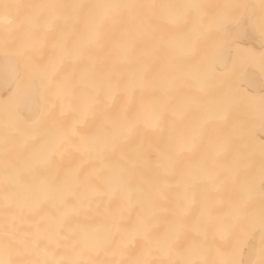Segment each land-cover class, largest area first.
Returning <instances> with one entry per match:
<instances>
[{"label": "bare ground", "instance_id": "1", "mask_svg": "<svg viewBox=\"0 0 264 264\" xmlns=\"http://www.w3.org/2000/svg\"><path fill=\"white\" fill-rule=\"evenodd\" d=\"M114 2L156 7L118 10L105 39L87 45L92 6ZM226 2L0 0V105L16 87L18 50L49 77L40 83L47 103L36 114L25 105L13 127L0 128V237L5 224L13 234L0 257L215 264L236 249L237 261L260 264V0H239L253 20L201 83L218 35L215 6ZM52 3L61 7H39ZM190 3L206 7H182ZM221 74L239 96L227 121ZM6 197L15 202L8 216ZM34 241L48 255L25 254Z\"/></svg>", "mask_w": 264, "mask_h": 264}, {"label": "snow or ice", "instance_id": "2", "mask_svg": "<svg viewBox=\"0 0 264 264\" xmlns=\"http://www.w3.org/2000/svg\"><path fill=\"white\" fill-rule=\"evenodd\" d=\"M8 7V5H4ZM41 8H47L55 10L61 5L55 3L39 5ZM77 7L83 8L84 5H77ZM97 9V13L92 17L89 35L86 39V44L89 46H95L102 39H105V27L109 21L115 22L113 15L115 12L121 9H135V8H152L156 5H138L124 2L114 3H98L92 6ZM161 7H166L162 5ZM184 8L200 9L206 7L198 3H190L182 5ZM219 8V11L213 17L211 23L218 34L215 40L208 49V63L205 68V76L201 83L207 82V74H215L221 68V63L224 57L229 51L231 43L234 42V38L240 34L246 24L253 20V6L240 3L239 0H228V2L215 6ZM261 18L259 22L261 36L264 37V0H260ZM198 23H203L202 18ZM198 39V37H197ZM11 43V41H8ZM18 63L15 75V89L10 95L4 100L2 107L3 112L0 113V128L7 130L14 126L16 120L19 118L20 110L28 104L33 105V114L37 113V110L41 103H47L43 100L40 94V83L49 79L47 74L38 77L34 71L33 64L29 61L24 60L23 50H18ZM260 67L264 72V55L260 57ZM218 90L217 101L220 106L219 119L221 121H227L228 111L231 106L239 102V96L235 87V84L231 81L227 74H221L220 79L215 84ZM259 113L261 125L264 126V97L260 98L259 101ZM159 119L156 120L158 125ZM135 127V125H133ZM76 127L74 126L67 135L75 134ZM235 131V128H233ZM260 189H261V206H260V219L261 226L264 229V144L261 145V163H260ZM193 202H195V193H193ZM251 203V198L242 200L236 207V214L239 215L244 209ZM15 207V202L10 198H5L3 204V213L5 216L12 214V209ZM13 238V234L7 231V224L4 226L3 236L0 237V245L3 246L5 252H7L12 245L8 242ZM136 237H132L135 240ZM35 250L43 255H48L47 249H41L38 241H34L30 249L25 252L28 254L29 251ZM262 255H264V247H262ZM82 255V250L76 253L79 257ZM222 259L215 262V264H244V261H237L234 257L236 255V249L231 251L222 250L220 251ZM0 264H94L92 261H85L80 258H73L67 260H40V259H13L9 255L8 258L0 257ZM117 264H150L149 261L144 259H131V260H120ZM189 264H208V261H197L189 262ZM260 264H264V259L260 261Z\"/></svg>", "mask_w": 264, "mask_h": 264}, {"label": "rangeland", "instance_id": "3", "mask_svg": "<svg viewBox=\"0 0 264 264\" xmlns=\"http://www.w3.org/2000/svg\"><path fill=\"white\" fill-rule=\"evenodd\" d=\"M21 9V8H20Z\"/></svg>", "mask_w": 264, "mask_h": 264}]
</instances>
